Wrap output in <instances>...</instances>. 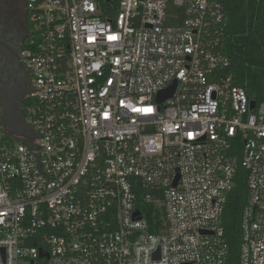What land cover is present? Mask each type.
Returning a JSON list of instances; mask_svg holds the SVG:
<instances>
[{
	"label": "built area",
	"instance_id": "built-area-1",
	"mask_svg": "<svg viewBox=\"0 0 264 264\" xmlns=\"http://www.w3.org/2000/svg\"><path fill=\"white\" fill-rule=\"evenodd\" d=\"M24 8V121L39 137L30 151L0 110V264H227L222 216L239 166L237 264H264V102L250 109L227 74L222 4Z\"/></svg>",
	"mask_w": 264,
	"mask_h": 264
},
{
	"label": "trees",
	"instance_id": "trees-1",
	"mask_svg": "<svg viewBox=\"0 0 264 264\" xmlns=\"http://www.w3.org/2000/svg\"><path fill=\"white\" fill-rule=\"evenodd\" d=\"M227 20L226 52L230 57L227 74L257 105L264 102V0H217ZM245 170L238 167L234 187L227 196L222 221L228 246L227 264H237L241 241L239 221L245 201ZM137 185L139 181L133 180ZM137 208L144 213V192L135 188ZM149 222L152 219L148 218ZM152 230V229H151Z\"/></svg>",
	"mask_w": 264,
	"mask_h": 264
},
{
	"label": "flooded vegetation",
	"instance_id": "flooded-vegetation-1",
	"mask_svg": "<svg viewBox=\"0 0 264 264\" xmlns=\"http://www.w3.org/2000/svg\"><path fill=\"white\" fill-rule=\"evenodd\" d=\"M24 0H0V108L6 124L21 123L33 93L23 51L31 36Z\"/></svg>",
	"mask_w": 264,
	"mask_h": 264
},
{
	"label": "water",
	"instance_id": "water-1",
	"mask_svg": "<svg viewBox=\"0 0 264 264\" xmlns=\"http://www.w3.org/2000/svg\"><path fill=\"white\" fill-rule=\"evenodd\" d=\"M26 2V0H24ZM24 2V4H25ZM174 83L166 90H163L162 92H160L157 96V101L161 102L163 100H165L166 98H169L172 96L173 94V88H174ZM256 105L255 101H250V109H253L254 106ZM1 110V108H0ZM2 113V111H1ZM2 119H3V124H4V130L7 131L10 135H12L15 139L24 141L27 143L30 151H36V147H33V140L35 138H38L39 136L37 135V133L31 129L26 122L24 121V119L21 121V123L17 124L16 122H13L12 124H6L3 118V114H2ZM135 215L138 214V212L136 211L134 213Z\"/></svg>",
	"mask_w": 264,
	"mask_h": 264
}]
</instances>
